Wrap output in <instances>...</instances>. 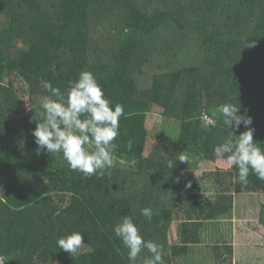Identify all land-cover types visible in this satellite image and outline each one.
Wrapping results in <instances>:
<instances>
[{
    "label": "trees",
    "instance_id": "obj_1",
    "mask_svg": "<svg viewBox=\"0 0 264 264\" xmlns=\"http://www.w3.org/2000/svg\"><path fill=\"white\" fill-rule=\"evenodd\" d=\"M82 71L112 105L124 106L102 178L71 170L60 153H38L31 134L48 94L40 81L66 95ZM223 103L252 118L253 141L264 150V0H0L2 264H144L147 249L130 261L115 237L125 215L161 246L164 264H190L180 256L205 243L207 225L232 219L234 194L264 195V181L251 172L242 184L234 166L215 170L209 191L191 169L194 158L219 159L214 147L229 136ZM154 114L173 122L177 137L160 134L145 152ZM204 115L213 120L207 130ZM183 154L187 167L177 160ZM146 207L151 221L141 215ZM257 221L264 226V203ZM173 226L178 244L171 245ZM77 231L85 244L78 253L57 247ZM220 247L228 256L219 263L230 264L232 246Z\"/></svg>",
    "mask_w": 264,
    "mask_h": 264
},
{
    "label": "clouds",
    "instance_id": "obj_2",
    "mask_svg": "<svg viewBox=\"0 0 264 264\" xmlns=\"http://www.w3.org/2000/svg\"><path fill=\"white\" fill-rule=\"evenodd\" d=\"M247 46L253 47L254 44ZM40 84L48 94L41 97L39 107L31 118L35 120L31 134L37 152L60 153L71 170L85 176L102 178L105 174L110 175L107 170L113 164V141L119 135V120L124 114V106L118 103L112 105L89 71L80 72L76 80L68 82L66 95L50 81L41 80ZM218 112L229 130V136L214 147L215 156L226 160L230 168L234 166L238 170L240 183L247 184L250 172L264 181V150L253 141L252 118L246 113L241 114L240 105L232 103L220 104ZM212 125L213 120L207 115L202 116L200 126L203 129L207 130ZM241 125L245 131L239 135L230 131L238 130ZM177 160L185 162L188 157L181 155ZM172 166L173 162H170L168 167ZM141 215L151 221L153 211L146 207L141 209ZM113 231L128 250L130 261H135L142 249H147L151 256L145 259L144 264H164L161 246L145 241L132 217L122 216ZM56 245L68 254H75L85 244L82 233L77 231L59 237Z\"/></svg>",
    "mask_w": 264,
    "mask_h": 264
},
{
    "label": "rangeland",
    "instance_id": "obj_3",
    "mask_svg": "<svg viewBox=\"0 0 264 264\" xmlns=\"http://www.w3.org/2000/svg\"><path fill=\"white\" fill-rule=\"evenodd\" d=\"M22 107L27 108V98L21 96ZM1 104L8 105V102H2ZM148 123H150V136L151 139L147 140V148L145 152L150 149L151 143H153L156 137H165L174 139L177 137V131L173 130L175 124L173 122H166L157 116L152 115ZM178 126V124H177ZM179 128V127H178ZM186 155V154H183ZM187 156V155H186ZM116 167H125V162L117 160ZM189 161L181 162V167H187ZM191 169L195 168V176L197 178L203 177L202 188L211 190L212 181L216 173L215 170H220L222 174L226 172L229 166L226 160L217 159L213 162H205L201 159L194 158L190 163ZM127 168V167H126ZM130 171V169H128ZM127 175V174H126ZM130 175V174H129ZM129 175L125 176L126 182L129 183ZM206 179V181H205ZM211 193V192H210ZM206 196V195H205ZM264 203V195H241L234 194V204L232 209V219L230 221L222 222L224 225L219 227L215 240H223L232 245L234 253L236 254V263L238 264H264V229L258 223L259 211L261 204ZM221 222L219 225H221ZM231 225H230V223ZM210 229L217 227V224H209ZM176 226H173L169 234V243H177L178 238L176 235ZM214 235V234H212ZM244 238V239H243ZM232 240V241H231ZM220 244V242H218Z\"/></svg>",
    "mask_w": 264,
    "mask_h": 264
},
{
    "label": "crops",
    "instance_id": "obj_4",
    "mask_svg": "<svg viewBox=\"0 0 264 264\" xmlns=\"http://www.w3.org/2000/svg\"><path fill=\"white\" fill-rule=\"evenodd\" d=\"M222 225L224 224L223 223H221V225L217 224L218 227H221ZM260 226L264 229V226L262 225ZM210 227H211L210 225H207L206 226L207 230L205 234H203L204 235L203 238H205V243L199 244L196 246H190L188 255L180 256V262H185L186 260H188L187 263H190V264H220L219 262L223 258L228 256V254L227 255L224 254L223 250H221L220 245L226 244V245L232 246L234 244L233 243L229 244L228 242H225L223 238L222 240L216 241L214 238L215 235H212L213 232L211 231L212 229H210ZM176 235H177V231H176ZM218 242H220V244H218ZM174 244H178V243H171V245H174ZM212 245H216L215 247L216 248L218 247V249L214 250L213 248H211ZM233 248L234 247H232V256H231L230 264H238L236 263V254L234 253Z\"/></svg>",
    "mask_w": 264,
    "mask_h": 264
},
{
    "label": "built area",
    "instance_id": "obj_5",
    "mask_svg": "<svg viewBox=\"0 0 264 264\" xmlns=\"http://www.w3.org/2000/svg\"><path fill=\"white\" fill-rule=\"evenodd\" d=\"M0 264H2V261L0 260Z\"/></svg>",
    "mask_w": 264,
    "mask_h": 264
}]
</instances>
